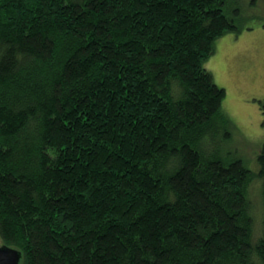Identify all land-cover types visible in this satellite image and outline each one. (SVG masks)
<instances>
[{
    "label": "trees",
    "instance_id": "16d2710c",
    "mask_svg": "<svg viewBox=\"0 0 264 264\" xmlns=\"http://www.w3.org/2000/svg\"><path fill=\"white\" fill-rule=\"evenodd\" d=\"M233 2L0 0V242L19 264H264V139L252 172L204 67Z\"/></svg>",
    "mask_w": 264,
    "mask_h": 264
},
{
    "label": "rangeland",
    "instance_id": "374dc122",
    "mask_svg": "<svg viewBox=\"0 0 264 264\" xmlns=\"http://www.w3.org/2000/svg\"><path fill=\"white\" fill-rule=\"evenodd\" d=\"M228 13L236 19L237 31L214 40L204 67L225 91L221 109L232 122L230 151L257 172L256 156L264 139V0H234ZM252 193H257L254 186Z\"/></svg>",
    "mask_w": 264,
    "mask_h": 264
},
{
    "label": "water",
    "instance_id": "95a60500",
    "mask_svg": "<svg viewBox=\"0 0 264 264\" xmlns=\"http://www.w3.org/2000/svg\"><path fill=\"white\" fill-rule=\"evenodd\" d=\"M20 255L17 250L0 246V264H19Z\"/></svg>",
    "mask_w": 264,
    "mask_h": 264
}]
</instances>
